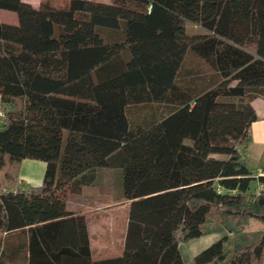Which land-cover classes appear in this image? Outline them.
Instances as JSON below:
<instances>
[{
  "label": "trees",
  "instance_id": "16d2710c",
  "mask_svg": "<svg viewBox=\"0 0 264 264\" xmlns=\"http://www.w3.org/2000/svg\"><path fill=\"white\" fill-rule=\"evenodd\" d=\"M0 11L18 17L0 21V236L21 264H184L180 247L211 234L226 235L195 264H264V190L251 191L245 157L264 96V0H0ZM137 107L157 112L136 121ZM25 160L47 164L42 187L19 188ZM115 168L125 249L95 261L70 203Z\"/></svg>",
  "mask_w": 264,
  "mask_h": 264
},
{
  "label": "crops",
  "instance_id": "0c3cea01",
  "mask_svg": "<svg viewBox=\"0 0 264 264\" xmlns=\"http://www.w3.org/2000/svg\"><path fill=\"white\" fill-rule=\"evenodd\" d=\"M23 1L25 3L31 4L35 8H40L43 5L41 4L42 0H23ZM0 21L6 22V20L4 19H0ZM13 21L15 22V25L13 26L18 25V17L16 20L13 19ZM253 107L258 117V121L254 123L252 128L253 143L259 144L260 148L263 150L264 153V96L257 98L253 102ZM2 114H3L2 101L0 96V116H2ZM0 129H1V125H0ZM250 146L248 147L247 153L245 154V157L247 159H248ZM116 169L117 168H115V170ZM46 170H47V164L44 162L36 161V160L23 161L18 170V185L20 186L19 188L24 191H27L31 188L42 187L44 183ZM110 170L113 169H105L97 172L93 183L85 187L81 194L72 196V201L70 203L71 209L73 211H75L77 214H82L86 216L88 222L89 238H90V252L92 254V258L95 261L118 258L123 254L125 249L126 235H127V229L129 223L130 202L122 199V197H118V195H115L114 190L116 191L118 190L119 184H116L112 180L111 176H108L106 174L109 173ZM120 175L121 176H119V178H121L120 181L122 185V180H123L122 173ZM262 176L264 177V173H262ZM13 189L18 190V188H13ZM263 190H264V184H261V188L259 191H263ZM103 197H105L106 199L105 201L101 200L103 199ZM121 200H123V202ZM119 204L125 205L123 210L124 213L123 215L125 217L123 222L124 231L121 237H119L120 239L115 241L116 227L113 218L110 217L107 219L106 217L101 220L99 219L94 220L90 216V211L91 210L95 211V209L102 210V209H112V208H115L114 211H117L116 207H118ZM97 224L99 225L97 226ZM105 225H107L109 228L104 229ZM17 234L18 233H15L14 235ZM217 235L218 234H216V237ZM180 251L182 254V246L180 247ZM95 253L98 254L99 256L98 258L94 256ZM105 254H115V255H110L108 257L105 256Z\"/></svg>",
  "mask_w": 264,
  "mask_h": 264
},
{
  "label": "rangeland",
  "instance_id": "374dc122",
  "mask_svg": "<svg viewBox=\"0 0 264 264\" xmlns=\"http://www.w3.org/2000/svg\"><path fill=\"white\" fill-rule=\"evenodd\" d=\"M71 1L72 0H42L41 4L50 5L51 7L62 9V8L67 7V5ZM87 1H93V2L105 3V4H110L112 2V0H87ZM0 19L6 20V22L5 21L2 22L4 24L15 25V22L13 21V19L16 20L17 15L15 13H11V12L0 11ZM189 30L191 33H195L198 31L194 27H190ZM100 34L106 42H115V41L120 39L118 33H115V32L102 30L100 32ZM189 64H191V62ZM151 112L156 113L157 111L152 109V108H146V107L133 108L131 111V115L133 117L132 119L136 120V121H139V120L145 121V117L149 116V114ZM248 159H249V164H250L251 170L253 172V176L255 178V181L252 184L251 191L253 193L254 192L256 193V192H259V190L261 188V183L259 182V178L263 177L262 173H264V153H263V150L260 148L259 144H257V143L251 144L250 149H249V153H248ZM119 173L120 174L122 173V176H123V172L121 169H116V170L113 169V170H110V172L106 173V174L108 176H111L112 180L116 184H119L118 190L117 191L114 190V193H115V195H118V197H122L123 191H122V185H121V181H120L121 178H119V176H121V175ZM89 192H90V189H89ZM101 200L105 201L106 199H105V197H103V199H101ZM121 201L123 202V200H121ZM124 206H125L124 204H119L118 207H116L117 211H114L115 208L102 209V210H96L95 209V211H93V210L90 211V216L94 220H98V219L101 220V219H104L106 217H107V219L110 217L113 218L114 223H115V227H116L115 241L120 239L119 237H121V235L124 231V227H123V225H124L123 222H124V218H125L123 215L124 214L123 213ZM92 219H91V221H92ZM98 225L99 224H97V226ZM108 228L109 227L107 225H105L104 229H108ZM225 235L226 234H218L216 237V234H211V235L204 236L201 239L194 240L189 244L182 245V256H183V260H184L185 264H195L194 258L196 255H198L199 253H201L202 251H204L205 249L210 247L213 243H215V241L221 239ZM11 238H12L11 235L8 237L0 236V240L2 242V247L6 248L5 249L6 252L1 253V255H0V264H21L20 258L17 255H14L12 253V250L6 246L8 244V241L11 243L12 247L15 246L14 245L15 242ZM229 238H233V237L230 236ZM118 244H119V242H118ZM232 247L233 246L230 243L228 245V249L232 250ZM110 255H115V254H105V256H108V257ZM94 256L97 258L99 257L98 254H96V253L94 254Z\"/></svg>",
  "mask_w": 264,
  "mask_h": 264
},
{
  "label": "built area",
  "instance_id": "2783aa9c",
  "mask_svg": "<svg viewBox=\"0 0 264 264\" xmlns=\"http://www.w3.org/2000/svg\"><path fill=\"white\" fill-rule=\"evenodd\" d=\"M2 116H3V114H2ZM5 191V190H4Z\"/></svg>",
  "mask_w": 264,
  "mask_h": 264
}]
</instances>
